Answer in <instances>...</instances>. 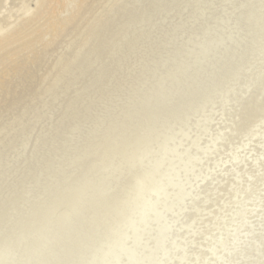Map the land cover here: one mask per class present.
<instances>
[{"label": "rangeland", "instance_id": "obj_1", "mask_svg": "<svg viewBox=\"0 0 264 264\" xmlns=\"http://www.w3.org/2000/svg\"><path fill=\"white\" fill-rule=\"evenodd\" d=\"M175 1L161 0L167 9L116 34L106 54L96 57L91 50L95 44L85 45L82 55L87 62H82V55L71 63L66 60L50 79L52 84L68 75L65 84L74 80L80 86L88 76L90 88L100 84L108 91L94 104L91 98L75 104L88 114L70 128L73 133L94 128L88 143L100 152L72 155L62 162L81 137H71L72 131L66 145L60 134L51 135L53 143L27 141L23 155L11 162L15 169L0 183V199L12 185L19 189L27 182L23 188L33 183L43 188L27 208L21 203L17 208L15 202L0 207V264H264V136L259 140L264 133V0ZM129 3L124 0L114 9ZM215 11L222 13L218 22ZM129 36L134 51L121 58L119 69L113 65L114 55L109 63V54L118 49L119 39ZM244 40L251 45L237 48ZM99 72L103 77L98 84ZM112 79L117 86L109 90ZM163 80L158 93L145 92ZM211 100H217L219 108ZM26 111L25 106L19 109L20 120ZM194 119L200 125L189 127ZM132 128L139 131L131 132ZM135 142L148 149V160L136 162V167L122 153ZM38 143L42 150L32 158ZM52 153L56 154L50 158ZM118 153L126 162L123 158L103 166L101 158L106 161ZM100 166L95 180L85 186L71 182L74 177L82 182L85 173ZM133 167L145 171L146 182L139 184L141 174ZM173 195L174 206H160ZM110 196L112 206L95 214L97 203ZM60 205L68 215L41 224L44 213Z\"/></svg>", "mask_w": 264, "mask_h": 264}, {"label": "bare ground", "instance_id": "obj_2", "mask_svg": "<svg viewBox=\"0 0 264 264\" xmlns=\"http://www.w3.org/2000/svg\"><path fill=\"white\" fill-rule=\"evenodd\" d=\"M1 1L2 0H0V2ZM7 1L8 0H3V2L0 4V141H3V142H0V144L5 143L4 146L0 145V180H1L0 183L1 182L3 183L4 181H6V178L9 176V174L15 169V165H13L11 162H13L15 160V158L19 157L26 150V148L24 150V147L28 144L27 141H30L31 144H34L35 141L41 142V143L43 142L42 145L44 144V142L53 143V142H56V139H52V140L49 139L50 137H52L51 135L60 134V136H62L60 138L63 140L62 144L66 145L67 140L69 138V136H67V134H69L72 131L70 128L72 126L75 127V125H77L78 122H81L80 120L88 114L87 112L82 111L79 107H76L75 104L86 103L88 101V99H90V98L93 101L92 104H94L107 95L108 91L106 92L105 90H103V87L99 84V80L103 77V76H101L102 73H100V72H99L100 76L97 79L98 80L97 83L99 84L100 87L90 88L89 87L90 86V79L88 76L86 77L85 80H83L81 82L80 86L76 85L74 80H72L68 84L66 83L67 84L66 85L65 84V77H67L68 75H66L65 77H63L59 81H56L55 83L50 84V79L60 69L64 68V67H62L61 64L62 63L64 64L66 62V60H68L69 63H71L72 60H74V61L77 60L78 57L81 56L82 53L84 52L82 50L83 47L85 45L90 44V43H91V45L95 44L93 47L91 46L92 47L91 48L92 54L94 56L97 57V55H100L102 52H104L106 54V52L109 48L110 42H111V38H113L116 34L129 29L131 27V25H133L134 23H137V24L145 23L150 17H153L151 15H154V14L159 15L162 12L161 11L162 7H163V9H165L164 8L165 3L163 4V2H161V0H130L129 4H127V5L123 4L117 10L114 9V7H116L118 4H120L124 0H11L12 2L10 1L9 4ZM175 2H178V4H179V3H182L183 1L182 0H176ZM178 4H177V6H178ZM166 9H167V7H166ZM212 11H214V10H212ZM215 12L217 13L218 11H215ZM216 15L217 16L215 18V21L218 22L220 17H222V13L219 11V13H217ZM97 29H99V32H97V33L95 32V34H94V31ZM130 36L128 38L122 37L121 39H119L118 49L114 50L111 54H109V58H108L109 63L111 64V57L114 55L113 65L114 66L117 65L116 67H119V69H120V64H121V58L123 57L125 59L127 56L126 54L129 53L128 51H130L131 53L134 51L135 43H134V40H132ZM141 36L142 35H140V34L137 35L136 40L137 39L139 40ZM88 37L90 38V42H89ZM249 44H250V42H247L246 40H244L243 46L240 47V44H239L237 48H240V49L244 48L245 49L246 48L245 46H248ZM74 53L76 55V58H72ZM97 60H99V59H97ZM87 61H88V59L84 58V56H83L82 62L85 63ZM99 63H101V62H99ZM104 64H106V61ZM100 65H101V67H104L102 64H100ZM260 67H262V66H260ZM65 70L67 71V69H65ZM79 70H80V67H79V69L76 70V73L80 72ZM255 72H257V71H255ZM250 75L251 74H249V76ZM240 76H241V74H240ZM240 76L238 78H240ZM171 77L168 78V82H170V80L172 79ZM247 78H246L245 82H247ZM250 80H252V78ZM222 83H224V82H222ZM108 85L110 87L109 90H111L115 86H117L116 83H113V79L109 82ZM163 85H164V80L158 82L157 87H155L151 90H147L145 92L158 93V91L161 90L160 88ZM246 85H247V87L250 88V86H248L247 83H246ZM14 87H18V88H14ZM57 87H58V89L56 90ZM215 88L217 89V86ZM16 89H19L18 92H16ZM216 89H215V91H216ZM219 89L220 88H218L217 90H219ZM180 90H181V92H183L184 89L180 88L179 91ZM100 91H102L103 93H101ZM220 91H221V89H220ZM225 91L226 90H224V92ZM141 92H144V91H141ZM216 92L218 93V91H216ZM246 92L248 93V90ZM220 93H218V94H220ZM98 95H99V97H97ZM220 96H218V97H220ZM225 96H226V94H225ZM214 97H216V96H213L212 98H214ZM85 98H87V99H85ZM225 99H226V97H225ZM212 102H210V103H212ZM215 102L217 103V100L214 101V103ZM218 103L216 105L214 104V106L218 107L217 106ZM203 105H205V104H203ZM236 105H238V103ZM236 105H234V106L236 107ZM22 106H25L28 109V111H26V113L23 117V120H20L19 118H20L21 114L18 113V111ZM240 109H241V107H240ZM240 109H237V110L239 111ZM209 111H211V110H209ZM232 111H233V106H232ZM229 112L230 111H228V113ZM226 113H227V111H226ZM204 114H206V113H204ZM38 115H41L42 118L41 117L38 118ZM228 115H230V113ZM200 116H202V115L200 114ZM228 118H226V119H228ZM231 118H232V116H231ZM238 118H236V119H238ZM195 120L196 119H194V122L192 121L190 123L189 127H192L193 125L198 124L197 122H195ZM197 121L200 122V120H197ZM202 121H203V119H202ZM228 121H231V119ZM233 122H234V120L232 119V123ZM238 122H239V120H238ZM240 122H239V124L242 125L241 124L242 122L241 123ZM225 124L227 125L226 122H225ZM144 125H146V124H144ZM198 125H200V124H198ZM198 125H197V127H198ZM229 125L231 126V123H229ZM236 125H238L237 122H236ZM230 126H228V127H230ZM234 126H232V127H234ZM226 128H227V126L225 127V129ZM202 129L206 130V128H202ZM144 130H145V128H144ZM232 130L230 129V132H232ZM138 131H139V129H137V128H132V130H131V132H138ZM94 132H95L94 128L92 131L91 130L90 131L83 130V131H78L75 133H73V131H72V134H70L71 137H73L74 135L77 136V134H80L81 137L77 141V144L75 146H73V148H69L70 153L67 151L66 155L62 157V162L69 161L72 155H76V157L82 158L83 156H86L88 154H98L100 152V150H95L94 144L88 143V140H90V135H93ZM206 132H208V131H206ZM200 133H202V132L200 131ZM229 133L227 135H229ZM209 134H210V132H209ZM263 136H264V133H262L260 135L259 140H262ZM220 137H222V136H220ZM218 138H219V136H218ZM198 139H200V138H198ZM202 141H201V143H202ZM217 141H219V140H217ZM57 144H59V142H57ZM136 144H138V142H135L134 144L130 143L127 145L130 147V149H125L122 151V153H124V157L128 158L127 162H130V164H132V165L135 163L134 164L135 167H136V162L142 163L144 160H148L147 159L148 158V149L146 151H144L145 147L138 148ZM40 145L41 144L38 143V145L36 147H34L35 151L30 155V157L34 158L39 153V151L42 150V147H39ZM79 146H82V150H78ZM135 146H136V148H135ZM18 147H20L19 150L17 149ZM27 147H29V146H27ZM154 147H155V145H154ZM14 148H15V150H13V152H12V149H14ZM125 148H126V146H125ZM204 148H205V146H204ZM152 149H153V146H152ZM162 149H163V146H162ZM54 154H56V153H52L49 157L52 158L54 156ZM207 156H209V154ZM124 157H123V155H120L118 153L113 158L108 157L106 161H104L105 159L101 158V161H102L103 166L106 167L107 164H109V163H112V164L118 163L119 160L124 161L125 160ZM123 158H124V160H123ZM130 158H131V160H129ZM204 158H205V156H204ZM197 159H198V157H197ZM192 161H195V160H193V158H192ZM125 162H126V160H125ZM199 162H200V158H199ZM30 163H31V161H30ZM71 163L74 164L75 161L72 160ZM77 164H80V161ZM178 164H179V162H178ZM2 165H5V168H1ZM36 166L42 167V165H36ZM60 166H67V165L61 164ZM103 166H100L98 169H96L90 173H85L84 177L86 179L82 180V182H80L78 180V177H74V179H72L71 182H73V184H74V182H78V183H81L82 186H85L86 182L88 183V182L95 180L96 175L98 173V170L100 168H102ZM33 167L34 166H31L30 168H28V170H26L22 174H27L28 172H30V170H32L31 168H33ZM133 169H134V167H133ZM138 169H140V168H138ZM172 169H173V166H172ZM196 170L198 172V169H196ZM134 171H135V169H134ZM143 171L144 170L135 171V172H139V175L141 174L138 177V179L140 180L139 184L146 182V175L147 174L144 173L145 171L144 172ZM135 172H133V174ZM20 175H21V173H20ZM31 175H32V173H31ZM25 177L27 180L29 179V177H27V175ZM212 179H213V177H212ZM205 182H207V180ZM27 184H28L27 182L22 183V186H24V185L27 186ZM16 186H17V184H16ZM22 186L21 187L19 186V189H13V185H12V189L10 187L11 190H9L7 192L8 195L4 199H0V207H2V206L6 207L10 204V202H15V203H17V205H16L17 208H19L21 206V204H25L22 206L27 208L30 206V204H31L30 202L32 200H34L37 197V195L40 194V190L43 188V187L38 188L39 185L36 183H33L31 185H28V187H26L27 188V191H26V188H23ZM69 186H72V184ZM14 187H15V183H14ZM140 189L141 188H139V190ZM176 196L177 195H173L171 200L162 203L160 206L164 205V207H167V208L169 205L174 206L173 204L175 203V200L177 199ZM13 197H15V198H13ZM22 200H24V202ZM113 200L114 199L112 198V196H110L109 198H106V199L102 200L101 202L97 203V206H96L97 210L94 209L95 214H99L100 211L102 209H104L105 207L109 208L110 206H112ZM85 209L86 208H84L83 211ZM163 209H165V208H163ZM181 209H185V208L182 207ZM157 211H158V209H157ZM44 212H46V210ZM177 212L175 214H177ZM180 212H181V210H180ZM68 213H69V211H68V209L64 208V205L55 206L51 209V211L49 213H44V215H43L44 220L41 222V224H43L45 222L43 224V225H45L46 222L53 220L52 218L54 216L57 217L54 219L55 223H56L59 220L65 218L68 215ZM89 213H91V211ZM92 213H93V211H92ZM107 214H108V212H107ZM18 218L21 220V217H18ZM90 218H91V216H90ZM92 218H93V216H92ZM90 220H93V219H90ZM76 227H78V226H76ZM79 227H81V226H79ZM56 229H55V231H56ZM80 229H77V230H80ZM80 231H82V230H80ZM79 232H77V233H79ZM52 233H53V231H52ZM147 236H149V235H147ZM75 237H77V236H75ZM145 237H142V238L145 239ZM197 237H198V235L195 238H197ZM73 238H74V236H73ZM32 239H33V237L27 238V241L32 240ZM54 239H57V237ZM74 240H75V238H74ZM65 242H66V240H65ZM78 242H79V240H78ZM123 242H124V240H123ZM181 243H183V242H181ZM52 244H53V242H52ZM76 246H77L76 243H74L72 245V247H76ZM27 248H24L25 251ZM124 250L126 251V249H124ZM24 252L22 255H24ZM26 253L27 252H25V254ZM140 254L142 255V253H140ZM37 257H38V255H35L36 259H37ZM35 258H34V260H35L34 262L40 263V261H36ZM170 259H171V257H170ZM124 261H126V260H124ZM172 261H173V259H172ZM44 262L46 263V261H44ZM63 262H64V260H63ZM113 262H115V261H113ZM42 263H43V261H42ZM61 263H62V261H61ZM115 264H116V262H115ZM124 264H126V263H124Z\"/></svg>", "mask_w": 264, "mask_h": 264}]
</instances>
